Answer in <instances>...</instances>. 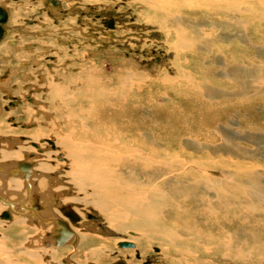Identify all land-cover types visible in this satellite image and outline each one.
I'll return each instance as SVG.
<instances>
[{
	"label": "bare ground",
	"instance_id": "1",
	"mask_svg": "<svg viewBox=\"0 0 264 264\" xmlns=\"http://www.w3.org/2000/svg\"><path fill=\"white\" fill-rule=\"evenodd\" d=\"M4 1L17 8L11 27L19 25L21 18L19 26L24 28L12 30L0 41L4 65L2 70L0 67V88L7 93L0 97V264H264V189L258 187L263 182L256 179L253 166L245 173L252 165L248 161L253 160L240 149L227 147L223 152L234 156L218 157L223 148H216L212 138H228L219 129L221 124L215 123L205 133L195 132L197 136L179 135L177 142L174 137L158 140L142 123L128 127L130 122H110L100 113L117 95L106 88L122 86L121 76L97 85L95 97L88 96L81 85L75 89L64 86L67 79L81 77L91 70V62L103 58L102 49L91 47L90 35L96 34V23L104 20L96 10L110 3H67L73 13L69 15L58 7L23 12L27 11L24 0ZM33 1L37 6L45 4L44 0ZM251 1L129 0L128 8H121L125 12L132 2L143 8L135 20L154 25L162 37L149 47L163 46L173 56L159 68L166 70L173 84L200 92L207 103L215 102L222 116L229 103L208 93L207 66H213L211 72L225 67L229 74L226 52L240 48L237 32H253L254 24L243 17L260 12ZM0 6L10 18L7 4ZM34 15L37 19L31 18ZM48 28L50 32L45 31ZM63 32L68 34L59 37ZM69 48L75 59L68 56ZM47 57L54 59L47 61ZM116 60L107 61L117 62L122 70L124 61ZM76 61L82 70L79 75L67 70V63ZM32 65L35 67L28 71ZM248 69L233 74V85L238 92L249 88L261 100L264 92L247 75ZM86 78L95 84L91 74ZM18 98L23 105L14 108L12 100ZM75 106L81 114L70 110ZM21 111L24 123L18 116ZM76 119L83 121L81 128L75 125ZM197 137L210 140L203 143ZM187 149L195 152L187 155ZM21 162L30 167L21 169ZM245 177L251 188L241 186ZM188 184L193 189L180 188ZM69 185L76 191L71 198L64 195L71 189ZM199 194L206 196L205 202L192 205L187 201ZM80 209L99 212L112 232L104 233V225L92 214H87L85 223L86 214ZM206 209L209 215L223 214L204 221L207 216L201 214ZM6 213L9 217H2ZM62 222L71 233L62 236L58 245ZM123 243L133 247H121ZM137 254L141 260L135 259Z\"/></svg>",
	"mask_w": 264,
	"mask_h": 264
},
{
	"label": "rangeland",
	"instance_id": "2",
	"mask_svg": "<svg viewBox=\"0 0 264 264\" xmlns=\"http://www.w3.org/2000/svg\"><path fill=\"white\" fill-rule=\"evenodd\" d=\"M56 1L57 3H59V5L55 7L52 5V0H44L45 4L42 3L39 6H37L38 4L36 1L24 0V5L27 11L23 12H33V10L37 12L41 9L44 10L45 6H49L46 8V10L51 8L55 11V9L58 7L59 10L72 15V9L67 8L65 5L71 2H82L81 0L68 2L63 0ZM105 1L106 4L110 3V5H106V8H109L96 10L97 12H101L98 14L100 18L104 20L102 23H96V34L90 35L91 47L95 46L96 49H99L98 51H101L102 49L101 52H103V58L95 63L91 62V70H89L87 73L83 72L80 75L81 77L76 76L73 79H67L64 82V86H67L68 88L71 87L70 89H75L76 85H81L83 86V88L88 90L85 91L87 92L88 96L90 95L95 97V94H97L96 91H99V88H95L97 87V85H106L108 82L107 80L121 76L123 78L122 86H108L106 88L110 93H117V95L113 97V101L110 100L111 104L107 107V110H99L100 113L106 115L108 121L110 122H118L121 120L123 122L124 120H126L130 122L128 124V127H131L136 122L140 124L142 123L146 127V129L148 131H151V133L158 140H172V138L174 137V141L177 142L178 140L176 138L179 135H182L183 137H190V134H193L195 136L197 132L205 133L209 130V128H211L215 123L218 122L219 124H221L219 129L225 134V138L228 137L226 141L225 139L219 140L217 137L212 138V140L216 141H214L217 145L216 148H223V150L217 153L218 157L220 155L225 158H232V156H234L235 153H225L227 147H229L228 150L233 148V150L240 149L245 157L249 156L253 160L251 162L248 161V163L252 165L246 168L245 173H250V169L253 166V168L256 170V179L260 182H263V184L260 183V186L258 187H262L261 190L264 189V98L260 100V97L253 96V92H249V88L248 90L245 89L242 92H238L233 85V74L238 73V71L241 69L249 68L248 70L251 71H248L247 75H249L250 78L252 77L256 79L255 81L257 84H259L261 92H264V0H252L251 3H249L250 5L254 4V8L260 12H255L249 17H243V19H245L246 21L252 22L254 24L253 32L247 34H244L240 31L237 32L239 37L237 43L240 45V48L234 49L232 52H226L227 62L230 67L228 70L230 71L229 74L227 71H225L227 70L225 67L221 68L220 70L211 72L213 66H207V72L205 75L210 82L208 84V93L210 95H214L215 97L225 98L223 101L229 103L225 106V110L227 109L228 112L224 113V115L222 116L219 115V107L215 102L207 103L205 101H208V99L200 94V92L191 93L187 88L180 86L179 84H173L172 78H167L166 70L164 68H159L163 65V63L166 65L168 61H172L171 57L173 56L172 53H170L171 51L163 46L158 45L156 48L149 47V43H159L161 40L160 38L162 37L161 34L156 30V27L154 25L140 24L135 20V18L138 17L143 10V8L138 3L132 2L133 6L130 5V9H127L125 10V12H123L122 10L124 8H128L127 5L129 0ZM238 1L241 3L243 0ZM2 4H7V7L11 10V16L6 24L7 27H11L10 24L12 21V13L16 14L17 8L13 7L11 3L5 2L4 0L3 2H0V5ZM123 6L124 8H121ZM30 7H33V9L29 10L28 8ZM53 7H55V9ZM118 10L121 12H119ZM41 14L42 12L40 13V15ZM16 17L17 14L15 15V18ZM31 18L37 19V15H34ZM21 20V18L18 19V21H20L19 25L22 23ZM30 23H23V26L31 25ZM123 26L127 28L125 29ZM23 28L24 27L19 26V29ZM98 29H100L101 31H99V34L97 36ZM105 29H107L106 32H104ZM45 31L50 32V29L48 28ZM67 34V32H63L58 35L59 37H64ZM111 35L113 37H110ZM6 37L7 35L5 36V39ZM77 41L78 43L82 44L80 39ZM4 42L5 40L1 43L4 44ZM29 43L32 44L31 41H29ZM72 43L75 45L78 44L75 40ZM10 45V47H12L13 44L10 43ZM249 45H251L252 47H249ZM80 50L83 51L84 49L81 48ZM80 50L78 51L80 52ZM73 51L74 50L69 48V57H73ZM109 51L111 52V54ZM118 54L119 56H117ZM203 57L207 58L208 55H204ZM108 58H114L118 61H124V64L121 62L123 64V67L121 66L122 70L119 69L120 66L117 62H108ZM200 61L201 60H198V63ZM198 63L196 66H198ZM67 65V70L69 71V73L73 72L75 73V75H79V71L82 72V70L79 69L80 62L78 61L72 63L70 62V64L68 62ZM0 67L1 70L4 68V65H2L1 62ZM34 67L35 66L32 65V67L28 71H30ZM217 67L220 68V66ZM16 70H20V68L17 66ZM24 70L25 69H22V71ZM110 71H112L111 74H108V72ZM89 74L93 76L92 79H95V84L87 80L86 76ZM16 76L19 75L17 74ZM127 76L131 77L128 78ZM212 86H214V88ZM123 94L125 95V97ZM6 95L7 93H5L0 88V97L3 98ZM12 101L14 102V108L23 105V101L20 98ZM126 102H128L130 107H127L128 104ZM70 110L74 111L75 114L82 113L81 109L76 106L71 108ZM23 114L24 113L22 111L18 114V116L21 115L19 119L22 123L26 122L25 114L24 116ZM96 116L98 118L102 117L101 115ZM77 121L78 123H76L75 125L78 128H81L83 126V121H81L80 119H76L74 120V123ZM181 131H185V134L181 133ZM197 138L203 143H206V140H210L206 139L204 141L202 137ZM178 147H180L179 144ZM185 151L187 152V155L195 152V150L190 149H187ZM238 165L240 167L241 162H238ZM203 172L205 173L207 171L203 170ZM244 180L245 181H240L241 186L245 188H251V184L247 183L248 178L245 177ZM198 184L199 183H195L193 185L198 186ZM193 185L188 184L180 188L183 191H188L193 189ZM69 186L71 188V185ZM73 189L74 187H72L70 190L64 191V195L67 198L74 197L76 191L74 192ZM205 200L206 196L199 194L196 197H190L187 201L190 204L195 205L201 202H205ZM75 206L81 207L82 204L76 203ZM192 207L190 208V210L200 216V213L196 212L197 208ZM208 210L209 209H206L201 214H205L207 216L204 221H211V219L212 221H214L223 214L220 213V216H214L211 214L209 215ZM83 211L86 214L84 215L85 223H88V216L92 214L94 215L95 221L100 222L104 225V233L107 234L108 232H112L109 228L106 227L107 223L105 224V220L99 212L88 209ZM106 229L108 231H106ZM114 235L120 236L115 233V231ZM135 259L137 261L141 260L140 258H138V254L136 255ZM214 259L216 261H219L217 258ZM144 263L146 264L147 261H145Z\"/></svg>",
	"mask_w": 264,
	"mask_h": 264
},
{
	"label": "water",
	"instance_id": "3",
	"mask_svg": "<svg viewBox=\"0 0 264 264\" xmlns=\"http://www.w3.org/2000/svg\"><path fill=\"white\" fill-rule=\"evenodd\" d=\"M6 20H7V12H6V10L3 8V7H1L0 6V41L6 36V30L4 29V27H3V25L5 24V22H6ZM21 164V165H20ZM19 164V166H20V168L21 169H24V168H29V165L27 166L26 164H24V163H20ZM27 166V167H25V166ZM74 215V214H73ZM74 216H76V215H74ZM2 217H4V218H8L9 216H8V214L6 213L4 216H2ZM59 225H60V229H61V232H60V230H59V233H60V236L61 237H59V242H58V245H60V243L62 242V236H68V235H70V231L67 229V226H66V224H64L63 222L62 223H59ZM62 228H64L65 229V231H62L63 229ZM65 232L67 233V234H65ZM121 247H133V244H131V243H123V244H121Z\"/></svg>",
	"mask_w": 264,
	"mask_h": 264
},
{
	"label": "flooded vegetation",
	"instance_id": "4",
	"mask_svg": "<svg viewBox=\"0 0 264 264\" xmlns=\"http://www.w3.org/2000/svg\"><path fill=\"white\" fill-rule=\"evenodd\" d=\"M15 1H19V0H15ZM53 2H52V4H53V6H58L59 5V3H57V1L56 0H52ZM1 7H3V6H1ZM46 7H48V6H46ZM46 7H44V9H46ZM40 12H43V11H40ZM8 14H7V19L9 18L8 17V15H9V12H7ZM7 21L8 20H6V22H5V24L3 25V27H4V29L6 30V35L8 36V35H10L11 33H13V31L16 29V28H18L19 26H12V27H7V25H6V23H7ZM13 30V31H12ZM23 30V29H22ZM51 59V58H50ZM54 59V58H53ZM47 60H49V57H47ZM52 60V59H51ZM21 163H24V164H26L27 166L29 165V167H30V164L28 163V162H21ZM21 165V164H20ZM25 166V165H24ZM27 166H25V167H27ZM146 264H148V263H146Z\"/></svg>",
	"mask_w": 264,
	"mask_h": 264
}]
</instances>
